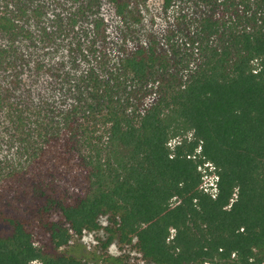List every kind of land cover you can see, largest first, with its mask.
<instances>
[{"label":"trees","instance_id":"16d2710c","mask_svg":"<svg viewBox=\"0 0 264 264\" xmlns=\"http://www.w3.org/2000/svg\"><path fill=\"white\" fill-rule=\"evenodd\" d=\"M176 1L0 0V264H264V0Z\"/></svg>","mask_w":264,"mask_h":264},{"label":"rangeland","instance_id":"374dc122","mask_svg":"<svg viewBox=\"0 0 264 264\" xmlns=\"http://www.w3.org/2000/svg\"><path fill=\"white\" fill-rule=\"evenodd\" d=\"M176 2L178 6L185 5L182 0H177ZM154 4L156 5L157 2H154ZM190 135L191 132H189V136ZM177 140V137L171 139V145L176 143ZM212 182H214L213 176L205 177L204 183L206 186H210ZM101 223L102 225H106L108 223V218L102 217ZM85 234L80 238L73 237L66 247H61L59 249L72 252L82 257L85 264H148L142 259L140 253L132 244L123 245L115 240L105 248L103 244L108 237L103 228ZM34 241L37 245L43 246L48 242V238L45 234L37 233L34 235ZM115 257H118L117 260Z\"/></svg>","mask_w":264,"mask_h":264},{"label":"built area","instance_id":"2783aa9c","mask_svg":"<svg viewBox=\"0 0 264 264\" xmlns=\"http://www.w3.org/2000/svg\"><path fill=\"white\" fill-rule=\"evenodd\" d=\"M205 164L211 165V163H205ZM208 176H210V175H207V174L204 175V182H205V177H208ZM213 179H214V182H212V184L210 186H206L204 182H203L202 186H203L204 190L210 192L213 196H215L216 191H217L215 181H216L217 177L215 176V177H213ZM87 233H92V232H87ZM204 264H209V263L205 262Z\"/></svg>","mask_w":264,"mask_h":264}]
</instances>
